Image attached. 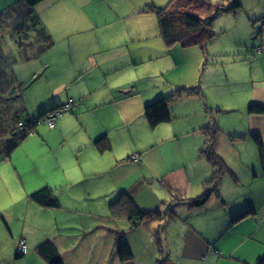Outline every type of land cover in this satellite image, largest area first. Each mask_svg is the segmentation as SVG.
Instances as JSON below:
<instances>
[{
    "label": "crops",
    "instance_id": "0c3cea01",
    "mask_svg": "<svg viewBox=\"0 0 264 264\" xmlns=\"http://www.w3.org/2000/svg\"><path fill=\"white\" fill-rule=\"evenodd\" d=\"M14 1L16 0H0V10ZM96 1L113 4L110 6L105 3L109 16L103 15L106 11L99 12L98 8L96 11L99 13L91 11L87 19L76 15V6L84 3V0H41L38 6L40 18L50 34V26L55 24L60 12L62 17L63 12L64 17L71 12V20L75 25L71 34L76 40L67 42V53L62 49L55 63H64L68 75L64 85L68 88V96L75 100L76 105L69 118L63 119L62 115L55 120L52 131L59 132L58 146L52 147L53 141L42 138V145L61 162L65 152L72 154L68 155V163L56 166L57 171L52 175L54 182L44 183V187L49 186L57 195L60 204L57 209L71 212L88 209L95 214L90 202L95 205L99 194L119 187L125 188L118 195L126 192L134 201L138 199L140 203L139 198L145 193L144 179L146 176H153L152 174L162 175L173 189L187 197L198 196L203 191L204 180L212 171L210 163L198 153L205 139L202 129L207 124L213 125L215 121L221 130L217 136L215 151L222 157L229 172L222 176L217 194L212 195L203 206L189 209L186 204H181L190 216L188 225L183 227L179 259L184 260L185 264H258L264 258V113L249 114L247 108L250 103L264 107V0H241L242 10L237 13H224L230 18L231 24L227 32L233 34V40L231 46L219 55L227 56L232 62L233 73L223 68L228 80L226 83L232 88L229 89L228 85L224 86L219 79H215L220 84L216 98L212 97L216 87H212L211 92L205 88L200 95L205 99L204 103L200 100L198 104L189 105L188 102L181 104L182 100H178L171 104L172 114L175 112L173 119L188 116L187 122L181 124V127L187 130L183 135L193 137V140L191 143L183 142L182 147L190 146L194 155L187 159L180 157L178 164L163 165L155 171L148 170V162L151 159L156 162L152 156L153 149L158 147V142L153 140L155 134L150 137L146 132L147 136L131 142L133 136L127 133L135 128L131 121L135 114L142 115V112L139 104L137 112L132 108V90L123 93L132 88L131 82L135 77L143 76L146 71L135 77L131 75L127 78L121 76L118 80L114 78L129 68L132 70L133 67L146 65V62L150 65L159 56L156 54L157 50H165V43L160 30L151 34L147 29L136 28L128 21H122L125 14H128V9L120 4L126 3V0ZM133 34L137 38H133ZM258 46L263 51L258 52ZM54 49L55 43L42 56L47 57ZM19 63L27 64L31 61ZM41 64L46 66L44 60H41ZM163 66H166L165 62L157 68ZM229 74L235 76L228 78ZM206 82L208 86H216L208 84V79ZM88 85H91V89L87 91ZM147 89L148 86L142 90ZM159 90L158 86V89L151 91L153 95L145 100L144 106L156 97L167 94ZM213 112H216V118L209 116ZM227 114L230 116H226ZM145 123L147 125L145 118L139 123L142 130ZM158 127H161L158 135L162 136L165 126ZM238 134L245 137L231 139L230 135ZM254 135L261 137L262 150L251 138ZM101 138H105V148L97 143ZM125 152H131V155L121 163L126 171L122 170V179L119 180L118 165L121 164L118 161L123 159ZM135 155L137 161L132 160ZM128 170L132 171L127 172ZM99 179L100 182H97ZM28 183L31 187L26 192L31 196L37 189V182L30 180ZM25 203V221L34 217L33 211L36 209H51L37 205L30 197ZM29 209L31 213L27 217ZM85 224L89 226L92 221ZM155 224L157 223L139 227L151 234ZM105 234L109 232L106 231ZM61 237L63 246L67 245L63 235ZM3 238L4 235H1L0 262L14 254L17 257L20 240H24L26 244L23 256L28 255V239H11L4 245ZM127 242L133 252L132 259L119 261L114 241L108 255L109 261L113 264H135L137 253L133 251V244L129 240ZM56 248L61 255L60 250L64 249L60 246ZM82 256L93 257L92 252H85ZM60 257L65 264L64 256Z\"/></svg>",
    "mask_w": 264,
    "mask_h": 264
},
{
    "label": "rangeland",
    "instance_id": "374dc122",
    "mask_svg": "<svg viewBox=\"0 0 264 264\" xmlns=\"http://www.w3.org/2000/svg\"><path fill=\"white\" fill-rule=\"evenodd\" d=\"M168 1L126 0V3L120 4L121 6H126L128 9V14L124 16L127 19L124 20L123 18L122 21H128L136 26V28L147 29L151 34L158 32L159 26L156 15L152 12L144 13L142 9H144V6L148 2L163 6ZM210 2L213 5H217L227 3V0H210ZM105 3L106 5L113 6V4H108L107 2L84 0V3L82 2L79 6H76V15L78 14L80 17L87 19L91 11L94 12L98 8L99 12L106 11L102 13L103 15L109 16ZM38 6L39 3L35 6V9L39 14ZM57 16L58 19L55 24L50 26L52 34L50 35L54 40L55 49L47 57L42 56L45 51L41 55L42 57L40 56L29 60L31 63H19L14 45L10 44L9 41L8 45L4 47V52L9 60L17 58L15 63L9 64L8 70L17 79V82L15 80L14 87L20 95L19 100H7V116L10 114L11 117L8 118L7 122L11 123L10 125H17L18 120H32L37 122L29 134L19 139V144L11 153L10 158L0 156V215L3 217V219H0V237L4 235L2 243L5 245L11 239H19L20 237L28 239L29 242V250L26 257H16L14 254L12 257H8L6 260L0 262V264H47L36 252V246L39 243H43L46 239L52 242L55 247L59 248L60 246L64 249V251L59 250L61 255L64 256L65 264H113L109 261L110 256L108 255L114 241L116 243V251L117 239L119 241L129 240L133 244V251L137 253L135 264H162L163 260H165L164 263H167V259L165 258L169 259L168 263L185 264L184 260L181 261L179 259L178 252L183 227L188 225L190 215L186 214L183 210V205H181L182 203L176 202L173 193L168 190L169 187L173 188L172 185L163 184L161 181H166L159 174H152L156 178L160 177L158 179L152 178L153 176L145 177L142 175L145 177V193L144 196L139 198L141 204L138 202V199L135 200L137 206L142 210H155L157 207L158 210H162L165 213L166 216L162 218V221H157V224L152 228L153 231L159 232L160 239L158 242L153 231L151 234H147L142 227H139L137 230L131 229V224L129 225L130 222L125 217L111 215L110 203L117 199L118 192L125 187H119L113 191L99 194L97 196L99 199L95 201V205L93 202H90L97 216L92 212L93 210L88 209H78V212H71L66 210L60 211V209L42 208L34 210V217L31 220L26 219L25 221L23 215L25 202L30 197L26 189H30L31 187L28 182L30 180L36 181V190L44 187V183L48 181L54 182L52 175L57 171L56 166L60 167L68 163L69 156L72 155L65 152L66 154L61 162L54 153L49 152L42 145V138H47L53 141L52 147H56L58 146L57 141L60 137L58 136L59 132H53L52 128L43 119L44 116H41L50 108L54 106L60 107L67 103L69 99H72L68 96V88L64 85L65 79L68 76L64 63L62 65H56L55 62L62 53V49L67 53V42L75 39V36L71 34L73 26L75 25H73L71 20V12H68L67 17H64V12L63 17L61 12ZM226 16L222 13L213 21L212 28L216 36L207 45L206 53L198 46L181 47L178 44L171 46L165 44V50H157L156 54L159 56L158 58H154L150 62V65L146 62V65L133 67L132 70L129 68L114 78V80H118L121 76L127 78L131 75L135 77L138 74L140 75L142 71H146L143 76L135 77V80L131 82V84L133 83L132 88L123 91V93L132 90L133 95L130 96L132 108L134 112H137L139 104V109L142 112V115L135 114L133 116L131 125L135 128L133 127L134 129L130 130V127H127L130 130L127 133L133 136L131 142H137V140L147 136L146 132L150 134V137L155 134L153 140L158 142V147L154 148L152 152V156L156 162L151 159L148 162V170L155 171L163 165L171 163L176 165V163L178 164L180 162V157L187 159L194 155L190 146L189 148L186 145L182 147L183 142L191 143L193 140V137L183 135L187 130L181 127V124L184 125L187 122L188 116L187 118H175L169 123L161 124L165 126L163 127L164 134L162 136L158 135V130L161 128L158 126L151 129L145 123L144 130H142L139 123L145 118L144 102L148 97L153 95L151 91L158 89L159 86V91H162V93H170L177 87H199L202 89V92L205 88H208V91L211 92V88L216 87L214 88V94H212V97L216 98V95L219 94L218 89L220 87V84L216 82L218 79L222 85H228L229 89L232 88L231 85L226 83L228 80L226 79V72L223 70L225 68L230 73H233L231 69L232 62L227 56L219 55V53H224L231 46L233 40V34L231 35V33L228 34L227 32V28L230 27L231 23L230 18ZM133 38H137V35L133 34ZM4 40L8 42L9 39L5 36ZM142 41L144 43L146 42L145 39H142ZM230 58L232 57L230 56ZM41 60L45 61L46 66L41 64ZM162 62H165L166 66L157 68ZM234 76L235 74H229L228 78ZM207 79L210 82L208 84H214L216 86L206 85ZM147 86L148 89L146 91L142 90ZM89 89H91V85L86 87L87 91ZM180 100H182L181 104L188 102L187 104L189 105L193 103L198 104L200 100L202 103L205 102V99L200 95L183 97ZM127 102H130V100H127ZM74 105H76L75 100H73L71 109L61 113L58 117L61 118L63 115V119L69 118L73 112ZM212 115L216 118V112H213V114L209 113L210 117H213ZM226 116H230V114ZM55 120L57 121V119ZM117 133L120 134V131ZM19 137V134L13 136L8 133L6 140L13 138L15 140ZM123 155V159H119L118 161L119 164L122 161H126L128 155H131V152H128V154L125 152ZM137 160L138 158L133 161ZM123 165H118L119 171L117 170V178L119 180L122 179V170L126 171V169L122 168L124 167ZM131 171L128 170L127 172ZM145 172L146 169H144ZM141 177L140 179H142ZM100 180H97V182H100ZM55 196L57 197V195ZM84 203L86 202L84 201ZM168 208L169 213H167ZM30 213L31 211L29 209L27 217L30 216ZM168 214H171L172 218H168ZM171 219L173 220L169 221ZM88 221H92V224L89 226L84 225ZM106 231L109 234H105ZM62 235L63 239L67 241V245L63 246ZM85 252H92L93 257L84 258L82 255Z\"/></svg>",
    "mask_w": 264,
    "mask_h": 264
},
{
    "label": "trees",
    "instance_id": "16d2710c",
    "mask_svg": "<svg viewBox=\"0 0 264 264\" xmlns=\"http://www.w3.org/2000/svg\"><path fill=\"white\" fill-rule=\"evenodd\" d=\"M41 0H16L10 5L0 10V156L10 157L13 150L18 146L19 139L29 134L37 121L26 120L17 121V125H10L7 120V100L18 99L19 93L14 87L15 76L11 75L8 68L10 63H15L17 58H9L4 52V47L13 44L16 48L18 61L25 62L40 57L53 44L54 40L43 24L35 6ZM242 10L241 0H227V3L213 5L210 0H169L163 6L147 3L142 12H152L156 15L161 37L168 46L178 44L181 47L198 46L204 53L207 52V45L216 36L212 24L216 17L222 13H237ZM7 37L8 42L4 40ZM257 48V47H256ZM255 48V49H256ZM258 48H261L258 46ZM257 48L258 52L259 51ZM262 49V48H261ZM263 51V50H262ZM202 95L199 87H177L166 95L158 96L149 101L144 106V117L151 129L158 125L169 123L173 119L171 104L183 97ZM54 106L47 112L58 108ZM249 114H262L264 107L255 103H250L247 108ZM11 118V117H10ZM22 124V127L19 125ZM205 136L204 143L199 149V156L205 158L211 165L212 171L203 182V191L196 197H187L179 190L168 188L173 193L175 200L186 204L189 209L203 206L212 195L217 194L222 176L229 172V169L222 157L215 151L217 136L221 132L219 126L207 124L202 129ZM8 133L20 137L18 139H8ZM7 136V137H6ZM231 139H243L245 135H230ZM253 141L262 150V139L258 135L251 136ZM105 148V138L97 141ZM163 184L168 183L161 181ZM169 185V184H168ZM31 200L44 208L57 209L60 204L49 187H42L30 196ZM111 215L123 216L131 224V229H137L140 225H148L162 221L165 213L162 210H142L135 201L126 193H119L116 200L110 203ZM169 213V208L167 210ZM167 218V217H166ZM168 218H172L168 214ZM0 219L3 217L0 215ZM157 242L160 239L159 232L153 231ZM36 252L47 262V264H64L55 245L50 241H45L36 247ZM24 254L17 253V257ZM116 255L119 261H129L133 257L132 249L125 240L117 239ZM164 263L162 264H173ZM258 264H264L262 258Z\"/></svg>",
    "mask_w": 264,
    "mask_h": 264
},
{
    "label": "built area",
    "instance_id": "2783aa9c",
    "mask_svg": "<svg viewBox=\"0 0 264 264\" xmlns=\"http://www.w3.org/2000/svg\"><path fill=\"white\" fill-rule=\"evenodd\" d=\"M259 51H262L261 48H258ZM73 105V100L72 99H69V101L63 105H61L60 107L54 109V110H51L49 112L46 113V115L43 117V119L46 121V123L48 124V126L50 128H53L54 127V122H55V119L63 112H66L68 110L71 109ZM20 126L22 127V124H20ZM132 159L133 160H136L137 159V156H132ZM18 251L19 253L21 254H24L25 251H26V244H25V241L24 240H20L19 243H18Z\"/></svg>",
    "mask_w": 264,
    "mask_h": 264
}]
</instances>
